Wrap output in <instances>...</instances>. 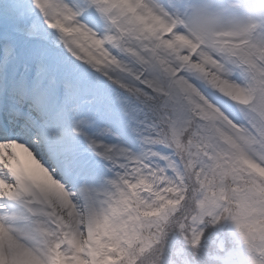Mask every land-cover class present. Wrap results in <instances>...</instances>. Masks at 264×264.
Returning a JSON list of instances; mask_svg holds the SVG:
<instances>
[{
    "label": "snow or ice",
    "instance_id": "6c2138e0",
    "mask_svg": "<svg viewBox=\"0 0 264 264\" xmlns=\"http://www.w3.org/2000/svg\"><path fill=\"white\" fill-rule=\"evenodd\" d=\"M0 264H264V0H0Z\"/></svg>",
    "mask_w": 264,
    "mask_h": 264
}]
</instances>
